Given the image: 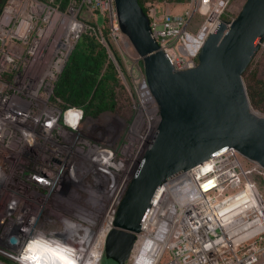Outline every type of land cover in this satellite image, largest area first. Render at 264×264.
I'll use <instances>...</instances> for the list:
<instances>
[{
    "label": "built area",
    "instance_id": "built-area-1",
    "mask_svg": "<svg viewBox=\"0 0 264 264\" xmlns=\"http://www.w3.org/2000/svg\"><path fill=\"white\" fill-rule=\"evenodd\" d=\"M60 3L4 0L0 6V255L14 261L29 242L52 244L75 256L99 241L101 254L116 205L160 118L141 59L118 26L114 1ZM229 3L187 0L181 12L165 9L159 15L154 2L147 4L150 34L175 69L195 65L207 34L238 10ZM83 4L101 12L103 22L86 23L78 14ZM194 11L205 16L190 31ZM103 27L124 66L122 71L108 50L132 109L118 145L124 118L108 111L85 115L79 105H58L53 94L80 32L93 31L106 44ZM237 153L226 147L162 181L129 256L155 239L158 258L164 250L171 256L164 264H264V207L246 197L235 201L248 183L264 202L247 176L253 169L264 174V168L252 159L242 168ZM238 185L216 199L225 186ZM41 216L59 227L39 229Z\"/></svg>",
    "mask_w": 264,
    "mask_h": 264
},
{
    "label": "water",
    "instance_id": "water-1",
    "mask_svg": "<svg viewBox=\"0 0 264 264\" xmlns=\"http://www.w3.org/2000/svg\"><path fill=\"white\" fill-rule=\"evenodd\" d=\"M113 1L160 116L104 238L102 254L123 264L162 181L230 146L264 168V114L252 109L241 77L264 37V0H243L231 19H220L184 69L158 48L137 0Z\"/></svg>",
    "mask_w": 264,
    "mask_h": 264
},
{
    "label": "trees",
    "instance_id": "trees-1",
    "mask_svg": "<svg viewBox=\"0 0 264 264\" xmlns=\"http://www.w3.org/2000/svg\"><path fill=\"white\" fill-rule=\"evenodd\" d=\"M3 1L0 0V6ZM137 1L144 11L147 4L155 2ZM64 4L65 0H61L60 5ZM102 34L106 44L101 42L93 31L84 30L78 35L54 84L53 94L58 105H79L84 114L90 116H97L103 111L112 113L117 105L122 106L119 103V95L124 86L108 50L122 71L124 67L105 27L102 28ZM245 70L246 68L241 77L244 76L246 81L244 86L249 102L264 107V74L262 77H255L254 70L248 74H245ZM125 106L131 107L129 96H126Z\"/></svg>",
    "mask_w": 264,
    "mask_h": 264
},
{
    "label": "rangeland",
    "instance_id": "rangeland-1",
    "mask_svg": "<svg viewBox=\"0 0 264 264\" xmlns=\"http://www.w3.org/2000/svg\"><path fill=\"white\" fill-rule=\"evenodd\" d=\"M147 1H149V0H144V3H147ZM152 1H155L154 2L155 13L157 15H159L165 9H168L169 12H171V13L181 12L183 10V8L187 5V0H184V1L152 0ZM242 2H243V0H230L229 7L231 9H234V11H235L236 10L235 8L237 7V5L240 6L242 4ZM78 14L81 18H83L85 20L86 23L87 22L92 23L93 19H95V21L99 24L103 22V14L101 12H98V11L89 10L85 4H83L80 7ZM204 16H205L204 13H200L199 11H194L192 13L190 20H189V23L187 24V29H189L190 31H194L199 26V24L201 23V20L203 19ZM221 17L225 18V15L222 14ZM195 60H196V56H195ZM245 68H246L245 74H248L250 71L254 70L255 71V77H262L263 76V74H264V40L261 43H258V47L254 51L253 55L250 58V61L248 62V64L246 65ZM133 73H134V75L136 74V69L134 67H133ZM242 81L245 85L246 81H244V76L242 78ZM120 82L122 83L121 79H120ZM123 90L121 91V94L119 95V97H120L119 103H121L122 106L117 105L114 111H115V114H118L119 116L124 118L126 123H125V126L120 130V135H119L115 145H118L120 140L123 138L126 124L132 115L131 107L128 108L127 106H125L126 96L127 97L129 96V91L127 90L125 85H124ZM129 98H130V96H129ZM250 105H251L253 110L257 111L260 114H264V107L254 105L251 103H250ZM114 111H112V113H114ZM87 135L91 136L90 133H87ZM237 156H238V160H239L242 168H248L249 166H251L253 164V162L250 159L241 155L240 153H237ZM247 176H248V178L253 179L255 181L258 191L260 192L261 196L264 198V174L261 171H256L255 169H253L247 173ZM240 178H241V182H242L243 177L240 176ZM238 187H239V185L238 186H225L222 190H220L218 193L215 194V197H216V199H219L220 197L224 196L227 193L232 192L233 190L237 189ZM45 213L46 212H44V214ZM37 227L41 230L48 231L51 229L58 228L59 222L58 221L47 222L43 218V216H41L38 219ZM263 241H264V238H263ZM140 248H141V245L139 246L138 249H136L133 252L132 255H130L124 261L123 264H134L133 263L134 258L137 255V253L140 251ZM169 258H171L169 252L167 250H164L162 255L158 258L156 264H164V262H166ZM0 262L4 263V264H20L16 260L14 261L12 259L6 258V257L1 256V255H0ZM96 264H112V263L109 260V258L105 257L101 252L99 258H97V260H96ZM173 264H175V263H173Z\"/></svg>",
    "mask_w": 264,
    "mask_h": 264
},
{
    "label": "bare ground",
    "instance_id": "bare-ground-1",
    "mask_svg": "<svg viewBox=\"0 0 264 264\" xmlns=\"http://www.w3.org/2000/svg\"><path fill=\"white\" fill-rule=\"evenodd\" d=\"M240 191H243L242 196L235 201L239 202L243 198H248L252 203L256 204L258 209L264 207L263 200H259L256 193V188L251 184H246ZM234 201L227 204L230 206ZM151 240V239H150ZM152 239L151 242L141 245L140 251L134 258V264H156L158 259L157 243ZM87 251L77 253L71 256L67 251L52 244H37L29 242L23 251L15 255V260L20 264H96V260L100 255L102 244L99 241L85 245ZM0 264H4L1 263Z\"/></svg>",
    "mask_w": 264,
    "mask_h": 264
},
{
    "label": "flooded vegetation",
    "instance_id": "flooded-vegetation-1",
    "mask_svg": "<svg viewBox=\"0 0 264 264\" xmlns=\"http://www.w3.org/2000/svg\"><path fill=\"white\" fill-rule=\"evenodd\" d=\"M109 260L111 261L112 264H116V262L112 259L109 258Z\"/></svg>",
    "mask_w": 264,
    "mask_h": 264
}]
</instances>
